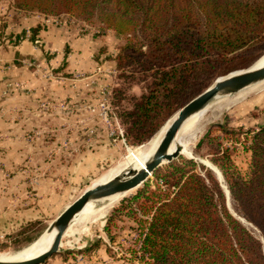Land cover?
Instances as JSON below:
<instances>
[{
    "label": "trees",
    "instance_id": "1",
    "mask_svg": "<svg viewBox=\"0 0 264 264\" xmlns=\"http://www.w3.org/2000/svg\"><path fill=\"white\" fill-rule=\"evenodd\" d=\"M11 1L20 13L97 18L117 36H126L119 65L125 59L131 65L143 58L139 64L159 79L152 95L137 105L146 115L158 88L166 91L168 83L176 85L182 77L183 83L193 75L202 78L210 74L206 65L228 63L264 44V0ZM39 29L32 33L37 34ZM139 31L147 44L144 52L143 44L130 40ZM136 112L135 117L140 114ZM206 139L216 140L210 134L203 141ZM251 140L248 179L243 178L230 150L222 148L221 142L214 157L240 214L264 238V127ZM154 177L159 181L154 189L146 183L123 206L138 204L147 216L140 221L144 258L152 264H264L261 240L230 214L224 191L210 169L193 159L181 158L155 171ZM134 211L114 210L105 232L110 234L113 218L135 216Z\"/></svg>",
    "mask_w": 264,
    "mask_h": 264
},
{
    "label": "crops",
    "instance_id": "2",
    "mask_svg": "<svg viewBox=\"0 0 264 264\" xmlns=\"http://www.w3.org/2000/svg\"><path fill=\"white\" fill-rule=\"evenodd\" d=\"M5 7L0 11V213L65 210L71 193L118 156L112 133L97 136V93L107 94L104 83L112 77V64L104 60L111 53L107 36L120 38L108 31L100 38L82 34L81 28L40 14L14 20V9ZM96 252L101 258L107 254L100 246ZM93 255L73 263L58 256L45 264L97 263ZM103 262L112 264L109 257Z\"/></svg>",
    "mask_w": 264,
    "mask_h": 264
},
{
    "label": "rangeland",
    "instance_id": "3",
    "mask_svg": "<svg viewBox=\"0 0 264 264\" xmlns=\"http://www.w3.org/2000/svg\"><path fill=\"white\" fill-rule=\"evenodd\" d=\"M5 6L14 9L12 15L14 20L17 16L33 15L20 13L11 0H0L1 13L6 10ZM51 17L59 24L63 22L81 28L82 34L91 32L93 36L101 37L102 35L103 37V34L108 31L109 34L113 32L114 36L120 38L114 39L113 35L107 36V46L110 47L111 53L104 60H110V64H112V77L109 81L105 80L104 83L107 94L97 93V136L100 133L98 131L112 133L111 136L119 144L118 156L112 163L104 166L97 177L93 178L86 186L72 192L68 204H72L86 190L98 184L107 173L109 174L113 169L125 163L139 148L149 144L168 121H172L185 105L210 88L217 79L248 70L264 56V44H261L252 51L242 52L237 57L231 58L228 63L215 64L213 67L206 65L205 69H209L210 74H206L202 78L198 79L193 75L186 83H183L185 80L183 77L177 81L176 85L168 83L166 85V87L169 86L168 90L158 88V93L150 100L148 115H146L144 111H138L137 105L145 103V97L152 95V89L159 79H156L153 71H146L145 65L139 64L144 60L143 58H138L137 62L131 65H127L125 59L124 63L119 65L118 59L123 53L122 49L127 45V37L117 36L113 30L101 24L97 18L85 20L70 15ZM3 20V16L0 15V30L4 25ZM130 40L132 44H136V42V45L143 44V52L147 51V44L140 31L136 32ZM101 83L103 85L102 81ZM136 111L141 115L138 114L139 116L135 117ZM147 116L150 117L147 118ZM205 117L203 122H200L195 128L181 134V139L188 146L191 156L183 153L177 161L181 158L193 159L212 171L224 191L228 211L256 238L261 240L264 255V238L261 232L240 214L220 168V163L215 162L216 158L214 157V153L219 150L217 146L220 143L218 142H221L222 148L230 150L231 159L243 178L250 177L252 152L249 147L251 139L255 132L264 127V81L237 94L218 97L207 107ZM101 127L103 129H100ZM207 134L216 140L214 142L209 139L203 141ZM212 166L219 171L220 176ZM147 183H150L154 189L159 181H156L153 175ZM139 189L123 197L103 218L87 224L86 227H74L75 231L64 236L60 252L53 257L60 256L73 263L78 260L82 262L81 258L94 254L97 263L93 264H103L104 259L107 260L108 257L112 264H152V261L147 257H143L141 250L144 229H142L140 221L147 219V216L143 214L138 204L123 209L124 204L127 205V201L131 200ZM118 209L135 210L136 214L135 216L123 214L113 218V222L110 223V234H108V232H104L109 224L108 218L114 210ZM63 211L11 210L12 215L5 217H2L3 213H0V254L20 251L34 243L47 233L49 226ZM97 245L102 248L104 253L107 251L104 258H101L100 254H96ZM2 246L4 247L1 248Z\"/></svg>",
    "mask_w": 264,
    "mask_h": 264
},
{
    "label": "water",
    "instance_id": "4",
    "mask_svg": "<svg viewBox=\"0 0 264 264\" xmlns=\"http://www.w3.org/2000/svg\"><path fill=\"white\" fill-rule=\"evenodd\" d=\"M263 81L264 66L260 68L252 67L248 70L217 79L210 88L185 105L170 122L160 144L151 160L146 163L144 169L135 170L128 168V170L114 176L106 183L96 184L86 190L77 200L68 205L49 226L46 234H51L55 231V236L50 248L42 255L24 261L0 260V264H45L47 260L60 252L62 240L70 225L89 203L101 201L116 195H125L141 188L153 177L155 171L177 161L183 155L180 147H176L174 152H170V150L181 128L189 118L205 110L218 97L237 94Z\"/></svg>",
    "mask_w": 264,
    "mask_h": 264
},
{
    "label": "bare ground",
    "instance_id": "5",
    "mask_svg": "<svg viewBox=\"0 0 264 264\" xmlns=\"http://www.w3.org/2000/svg\"><path fill=\"white\" fill-rule=\"evenodd\" d=\"M262 66H264V56L253 66V68H260ZM206 111H207V108L195 114L194 116H192L185 122L179 134L177 135L175 143L172 145L170 152H174L176 147H180L182 149V153L187 154L188 156H191V153L188 151V148H187L188 146H186V144H184V141L181 139V134L182 133L184 134V132L186 131L192 130L198 124H200V122H203L204 118L207 117V116L205 117ZM170 122L171 121H168V123H166L160 129V131L155 135V137L149 144L139 148L135 152V154L131 158H129L125 163L113 169L109 174L107 173V175L104 176V178L98 184L106 183L108 180L112 179L114 176L128 170V168L130 169L133 168L135 170L144 169L146 163L151 160L154 152L156 151L158 145L160 144L166 130L168 129L170 125ZM214 169L217 171V174L220 176L221 174L219 173V171L216 168ZM128 194L129 193L125 195H116L113 197H109L107 199H103L101 201L89 203L85 207V209L74 219L73 223L70 225L65 236H68L70 233H72L74 230V227H86L87 224L103 218L112 207H114L123 197L127 196ZM54 236H55V231L52 232L51 234L45 233L40 237L38 242H36L37 241L36 240L34 243H32L26 248L24 247V249L20 251L9 252V253L6 252L4 254H0V260L24 261V260H30V259L36 258L42 255L43 253H45L50 248L52 241L54 239Z\"/></svg>",
    "mask_w": 264,
    "mask_h": 264
}]
</instances>
